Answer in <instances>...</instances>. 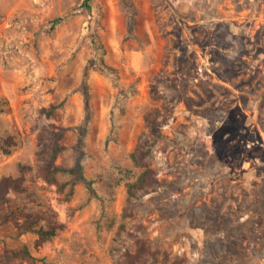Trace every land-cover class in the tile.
<instances>
[{
    "label": "rangeland",
    "instance_id": "obj_1",
    "mask_svg": "<svg viewBox=\"0 0 264 264\" xmlns=\"http://www.w3.org/2000/svg\"><path fill=\"white\" fill-rule=\"evenodd\" d=\"M0 109V180L29 166L0 264H124L141 237L145 264H264V0H0ZM62 130L89 181L70 199L38 154ZM25 213L65 228L43 242Z\"/></svg>",
    "mask_w": 264,
    "mask_h": 264
},
{
    "label": "trees",
    "instance_id": "obj_2",
    "mask_svg": "<svg viewBox=\"0 0 264 264\" xmlns=\"http://www.w3.org/2000/svg\"><path fill=\"white\" fill-rule=\"evenodd\" d=\"M86 94L89 96V88L86 89ZM0 112L2 110L0 109ZM65 131H53L51 136L57 143L49 147H45L39 151V158L44 162L41 165L40 170L43 177L49 184L58 186L61 193L70 199L74 192L75 187L80 182L88 183V179L84 172V166L81 161L76 166L71 168L60 167L57 163V157L64 149V146L59 142L63 138ZM15 144L12 137H4L0 135V148L5 153H11V146ZM133 158L136 162L141 163L142 158L133 153ZM143 164V171L139 177L128 184V193L130 197H134L139 191L146 190L151 187L157 181L156 171L149 164ZM29 166H21V174L19 176H3L0 180V203L4 206H10L11 199L10 194L12 192H27L28 186L26 185V173ZM61 172L69 173L71 175L70 181H61L59 175ZM70 186L69 192L66 189ZM26 222L21 225L24 232H36L43 242H46L56 236L60 230L65 228L64 224H61L54 220L50 215H41L36 213H25ZM136 249L126 251V259L124 264H145L148 258H158L159 251H155L151 245V242L147 238H138L136 240Z\"/></svg>",
    "mask_w": 264,
    "mask_h": 264
}]
</instances>
